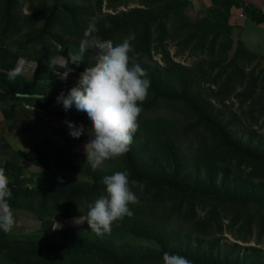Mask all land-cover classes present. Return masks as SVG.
<instances>
[{
    "label": "rangeland",
    "instance_id": "rangeland-1",
    "mask_svg": "<svg viewBox=\"0 0 264 264\" xmlns=\"http://www.w3.org/2000/svg\"><path fill=\"white\" fill-rule=\"evenodd\" d=\"M82 1L84 2V0H17L22 28L19 29V33L8 36L3 45L11 46L22 54L32 57L34 46L32 43H27L26 36L30 27L23 23L24 17L34 13L41 4L49 8L58 3L63 5ZM85 2L91 8L89 15L84 17L85 20L90 21V24L102 16H114L132 8L156 10L157 19L152 22L151 28L150 57L142 63L146 71L160 77L161 89L168 90L171 97L155 98V95L148 91L145 101L140 105L142 112L138 118L139 127L130 148L146 170L169 171L168 159L165 160V154L168 153L166 141H171L179 149L185 163L184 174L194 175L196 164L204 169L205 161L212 160L216 163L217 169L229 167L231 173L227 172L230 175L228 181L236 184L237 177L246 175L247 178V174L257 170V164L253 162L248 160L241 162L240 158L233 159L215 137L213 130L201 121L182 99L174 97L173 93H183L188 87L191 93L203 100L215 116L220 115V120L224 125L230 126V130L238 140L264 150V58L245 55L242 52L237 55L238 47L217 27L214 19L208 14L194 13L188 7L172 4V0H104L102 12L97 10L96 0H85ZM160 23L165 25L164 30L160 29ZM43 24V22L39 23L35 29L42 27ZM55 31L63 45L68 46L69 54L78 49L86 32L82 29L76 33L77 35H62L59 26ZM125 37L118 34L113 42L120 43ZM205 37L206 39L203 40ZM49 44V48H53L56 43L51 40ZM132 47L134 51L130 56L132 62H135L138 61L134 58L137 46L132 44ZM56 48L59 50L60 46L57 45ZM87 54L95 60L97 53L95 49H89L85 56ZM77 67L84 69L80 65ZM60 79L63 80L62 84L65 88H61L59 95L63 93L67 96L69 90L76 86L77 81L69 77ZM49 92L48 88L42 90L44 95L50 94ZM52 104L49 102L40 104L41 107L45 106V112L41 113L45 120L50 121L53 118L54 122L61 124L62 127L67 126L65 121L74 122L76 125L82 124L86 129L91 127L86 113L66 112L58 105ZM81 136L88 139L87 134ZM70 138L72 143L76 139L71 136ZM86 139L77 144L79 152L83 154H86L84 148L88 142ZM79 165L82 168L86 166L85 163ZM96 169L99 179L116 172H125L127 175L130 173L123 156L106 160ZM58 171L65 180L62 186L65 190L79 189L92 184L94 180L81 170L61 168ZM261 174L264 177V172ZM222 178L223 175L220 173L218 181L220 182ZM27 183L30 185L29 182ZM140 185L143 186L142 190ZM130 188L139 201L137 204L129 205L133 215L115 221L111 231L103 235L95 234L86 223L76 224L74 221L80 215L85 216L88 205L105 194L104 185L93 192L70 196L68 201H64L66 198H61L49 207L50 212L71 216L67 220L70 219L72 225L79 229L72 235L73 239L69 237L61 241L59 246L57 245V247L72 245V249L66 251L64 255L67 263L107 264L97 253L85 251L82 248L84 245L112 246L128 253L132 251L144 253L152 250L156 245L136 232L139 231L137 227L150 225L160 230L180 233L179 243L183 246L188 243L186 240L188 235H190V246L193 247L192 240L195 237L207 239L206 235L212 233L219 242L238 243L244 247L255 246L264 250L262 222L264 208L225 206L203 198H193L192 202L188 199H175L170 194L162 193L161 190L141 182L137 185H132L130 182ZM190 204H193L195 212H192L190 206L188 208ZM214 209H218L221 213L220 229L203 230V227L197 224L198 219ZM250 216L253 217L252 226L248 223L244 224ZM49 255H51L50 263L55 264L58 259L57 253ZM36 256V259H40L38 255Z\"/></svg>",
    "mask_w": 264,
    "mask_h": 264
},
{
    "label": "trees",
    "instance_id": "trees-1",
    "mask_svg": "<svg viewBox=\"0 0 264 264\" xmlns=\"http://www.w3.org/2000/svg\"><path fill=\"white\" fill-rule=\"evenodd\" d=\"M104 0H96V7L99 12H102ZM57 3V1H56ZM177 3V6L187 7L185 0H172V4ZM88 3L55 4L52 7H46L41 4L34 13L24 17L23 23L30 27L26 38L27 43H32L34 46L33 60H52L55 57H65L69 60V48L64 46L59 40L55 28L59 26L62 35H77L79 30H87L90 25L89 20H85V16L89 15L91 8ZM62 8V9H60ZM20 8L17 0H0V44L3 45L8 36H13L19 33L21 26ZM60 11V12H59ZM155 9L132 8L128 11L107 16L94 20L92 24L98 29L97 35L101 39L114 40L118 34L128 36L130 33L135 34V39L132 41L135 50L134 63H139L144 68V60L150 57V46L152 36V22L157 19ZM208 16L216 21L219 29L225 32L226 36L231 39V27L228 23V16H220L217 13L209 12ZM259 23H264V18L259 16ZM43 22V26L35 29L39 23ZM89 23V24H88ZM160 29L164 30L165 25L160 23ZM206 37L203 39L205 40ZM55 42V47L49 48V41ZM58 40V41H55ZM57 45L60 49L57 50ZM50 50H53L50 52ZM241 52L248 55L239 44L237 55ZM65 53V54H62ZM67 53V54H66ZM61 58V57H60ZM235 63V60H233ZM94 63L93 58L88 54L84 57L82 68L89 67ZM145 70V68H144ZM146 71V70H145ZM150 79L149 92L159 97H171L168 90L161 89V79L158 75L149 73ZM63 80L52 78L46 83H33L24 79H15L0 73V90L7 95L13 96L16 99H21L25 103H30L32 107H40L41 102L57 103L56 98L59 96V91L63 87ZM187 86V85H186ZM48 88V95L42 94V90ZM33 96L40 97L39 99ZM174 97L182 99L186 105L209 126L215 133V137L221 142L223 148L233 156V159H239L241 162L248 160L256 165L257 170H252L251 173L237 177L236 184L228 181L231 169L224 167L217 169L216 163L212 160L205 161V167L202 169L198 164L195 166L194 175L184 174L185 163L183 157L171 141H166L165 146L168 153L165 154V160L168 159L169 171H148L141 164L140 159L135 155L134 151L130 150L123 155L126 165L129 169V182L137 181L145 183L154 189L161 190L162 193H168L173 198L188 199L203 198L214 203H220L225 206L243 207V208H264V177L261 172H264V150L256 145L244 143L232 133L229 125H224L220 120V115L215 116L213 111L207 108V105L200 99L199 96L191 93L186 87L183 93H173ZM34 99H32V98ZM33 100L32 102H29ZM58 104V103H57ZM63 107L62 104H58ZM71 111H76L73 107ZM78 139H82L79 137ZM46 145H49L46 143ZM54 157L58 169L81 170L87 176L92 177L93 183L83 186L79 189H62L65 180L57 172H49L47 174L34 173L30 174L29 178L21 177L23 170L12 163H6L0 168H3L6 176L9 178L8 187L11 190V198L8 203L12 208L19 207L34 212L37 215H58L60 218L68 219L71 216H61L59 212H50L46 204L50 200L53 202L60 201L61 198L68 201V197L80 195L95 191L99 186H103L102 179H99L97 169L93 168L87 162L86 155L77 153H64V148L52 146L48 148ZM68 150V149H67ZM85 163V168L79 164ZM89 169H92V173ZM91 172V173H89ZM223 175L221 181H218L219 174ZM189 176V177H188ZM21 179L29 180L32 185L30 188L22 187ZM240 185V186H239ZM238 187L240 190L238 191ZM25 195H40L43 198H49L44 205H38L34 208L26 207L23 204L22 196ZM55 196V198H52ZM54 199V200H53ZM192 202V201H191ZM52 206V205H51ZM195 212L193 204L188 205ZM65 208V207H64ZM187 208V209H188ZM58 213V214H57ZM188 213V212H187ZM190 215V214H189ZM191 216V215H190ZM192 217V216H191ZM221 213L218 209L211 210L204 217L198 219L197 224L203 227V230L220 229ZM253 217H249L244 221L252 226ZM264 224V218L262 220ZM138 234L143 238L151 241L156 245V248L147 250L144 253L132 251H119L112 246H82L85 251L97 253L107 264H163L162 256L165 252L170 254H179L190 259L193 264H264V250L249 246L244 247L238 243L219 242L212 233L206 235L207 239L200 236L195 237L192 242L194 246H190V235L187 236V245L183 246L179 242L180 233L160 230L154 226H139L137 227ZM79 229L75 227L63 228L55 230L51 233H30L25 235H8L0 230V258L8 261L11 264H51L50 253L56 255L57 262L55 264H82V263H67L65 261V253L72 249L71 246H59L61 241L71 238ZM240 238V237H239ZM244 251V252H242ZM242 253V254H241ZM36 255L40 259H36ZM54 264V263H53Z\"/></svg>",
    "mask_w": 264,
    "mask_h": 264
},
{
    "label": "clouds",
    "instance_id": "clouds-1",
    "mask_svg": "<svg viewBox=\"0 0 264 264\" xmlns=\"http://www.w3.org/2000/svg\"><path fill=\"white\" fill-rule=\"evenodd\" d=\"M98 29L90 24L78 46L69 54L72 64L79 66L84 61L89 49L96 50L94 63L85 68L79 76L76 86L69 90L67 96L61 93L56 101L62 104L64 111L73 107L78 112L87 114L91 127L76 125L65 121L69 136L78 139L87 134L88 142L84 146L87 162L93 168L104 161L122 157L130 150L134 134L142 112L141 104L145 101L150 88L147 72L139 63L132 62V41L135 34L130 33L120 43L101 39ZM68 72L62 78H67ZM90 133V135H89ZM132 181V185H137ZM105 194L99 196L94 203L88 205L85 216L75 219L76 224L86 223L97 235L111 231L112 224L125 216H132L129 205L137 204L138 197L130 188L127 173L116 172L102 179ZM9 178L0 168V230L11 231L14 223V210L8 203L11 190ZM142 190V185H140ZM57 225L53 224V229ZM163 264H193L179 254L165 252Z\"/></svg>",
    "mask_w": 264,
    "mask_h": 264
},
{
    "label": "crops",
    "instance_id": "crops-1",
    "mask_svg": "<svg viewBox=\"0 0 264 264\" xmlns=\"http://www.w3.org/2000/svg\"><path fill=\"white\" fill-rule=\"evenodd\" d=\"M185 1L188 9L194 13L214 12L223 17L227 15L233 44L236 47L240 44L248 54L264 58V23L258 21L259 16L264 18V0ZM62 56L47 61H35L32 59L33 56L22 54L11 46L1 45L0 73L33 83H46L54 77L60 79L64 73L68 72L67 77L78 81L80 73L86 67L79 69L77 65L73 66L70 60ZM9 96L0 90V166L12 163L23 170L21 177L29 178L30 174L34 173L47 174L58 171L56 161L48 149L52 146L64 148L63 152L66 154L70 152L86 155L79 152L77 145L81 140L85 141L86 135L81 136L82 139H75L72 143L66 125L62 127L61 124L55 123L53 118L47 121L42 117L41 113L45 112V106L32 107L30 103ZM33 98L39 99L40 97L33 96ZM52 105L57 106L58 104L53 103ZM40 109L42 111H39ZM57 173L62 174L59 171ZM27 182L29 180L21 179L20 184L22 187L30 188L31 184L28 185ZM22 197H24L23 204L26 207L32 205L34 208H38L36 206L41 205L42 202L45 205L49 200L48 197L43 198L40 195ZM52 204L53 202L49 200L46 204L47 209ZM13 210L15 223L11 231L6 232L8 235L51 233L58 229L76 228L70 219L64 220L58 215H37L19 207ZM53 224L57 225L55 229H53ZM0 264L11 263L0 258Z\"/></svg>",
    "mask_w": 264,
    "mask_h": 264
},
{
    "label": "built area",
    "instance_id": "built-area-1",
    "mask_svg": "<svg viewBox=\"0 0 264 264\" xmlns=\"http://www.w3.org/2000/svg\"><path fill=\"white\" fill-rule=\"evenodd\" d=\"M63 87L65 88V85H64ZM63 87H62V88H63Z\"/></svg>",
    "mask_w": 264,
    "mask_h": 264
},
{
    "label": "bare ground",
    "instance_id": "bare-ground-1",
    "mask_svg": "<svg viewBox=\"0 0 264 264\" xmlns=\"http://www.w3.org/2000/svg\"><path fill=\"white\" fill-rule=\"evenodd\" d=\"M56 166V165H55Z\"/></svg>",
    "mask_w": 264,
    "mask_h": 264
}]
</instances>
